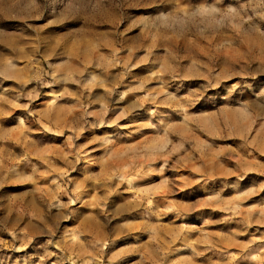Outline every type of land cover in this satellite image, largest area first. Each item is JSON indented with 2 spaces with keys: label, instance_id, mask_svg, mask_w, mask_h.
<instances>
[{
  "label": "rangeland",
  "instance_id": "1",
  "mask_svg": "<svg viewBox=\"0 0 264 264\" xmlns=\"http://www.w3.org/2000/svg\"><path fill=\"white\" fill-rule=\"evenodd\" d=\"M0 264H264V0H0Z\"/></svg>",
  "mask_w": 264,
  "mask_h": 264
},
{
  "label": "bare ground",
  "instance_id": "2",
  "mask_svg": "<svg viewBox=\"0 0 264 264\" xmlns=\"http://www.w3.org/2000/svg\"><path fill=\"white\" fill-rule=\"evenodd\" d=\"M6 73L9 75V76H11V77H17L18 78V76L16 75V73H14L13 71H11V70H9V71H6ZM20 120V122H22V119H19ZM125 178V177H124Z\"/></svg>",
  "mask_w": 264,
  "mask_h": 264
}]
</instances>
